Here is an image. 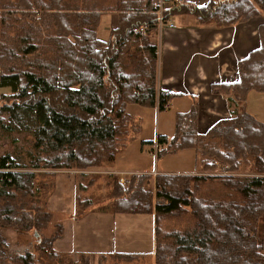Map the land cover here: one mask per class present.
I'll return each mask as SVG.
<instances>
[{"label": "trees", "instance_id": "trees-1", "mask_svg": "<svg viewBox=\"0 0 264 264\" xmlns=\"http://www.w3.org/2000/svg\"><path fill=\"white\" fill-rule=\"evenodd\" d=\"M244 1L209 0L204 6L182 1L163 14L189 13L199 23L226 26L242 12L264 13V0H249L237 12L236 6ZM113 2L111 11L118 13V22L106 43L96 36L103 11L86 0H17L14 11L1 15L0 88L12 93L0 97V132L32 136L34 168H111L115 155L139 132L140 124L126 106H157L161 111L173 97L157 82L153 37L158 0ZM17 13L31 23L13 27L9 20L19 19ZM11 27L15 35L9 42L4 33ZM142 27L145 31L139 32ZM261 55L263 61L264 37ZM198 120L193 102L188 111L175 115L172 137L156 138L164 153L192 148L197 173L157 174L152 188L144 186L146 174H132L126 187L117 178L113 181L108 213L154 214L155 243L152 256L114 252L106 255L112 256L108 260L264 264V123L243 107H233L228 118L205 133L199 132ZM22 168L9 154L0 156V196L32 190L35 175ZM208 183L219 186V192L199 195L200 186ZM182 215L191 220L168 231L159 226L166 218ZM162 235L170 239L167 246L161 244ZM30 259L28 254L20 264H32Z\"/></svg>", "mask_w": 264, "mask_h": 264}, {"label": "rangeland", "instance_id": "rangeland-1", "mask_svg": "<svg viewBox=\"0 0 264 264\" xmlns=\"http://www.w3.org/2000/svg\"><path fill=\"white\" fill-rule=\"evenodd\" d=\"M16 1L0 0V18L1 15L7 13L6 11L15 10L13 5ZM86 1L92 7L96 6L97 9H101L102 14L115 12L111 11L114 0ZM242 6L244 8L247 6L245 1L236 7ZM19 16V19L9 20L13 27L17 28L20 24L29 25L31 23L30 20L22 19L21 15ZM13 27L8 30V34L4 33L9 42H12L15 35ZM41 34L43 37L46 36L45 28L41 29ZM98 36H102V30L98 31ZM11 93L10 88H0V97ZM206 103L209 101L206 100ZM217 105V102H212V106ZM176 112V106L172 105L170 109L157 112V115L149 118V121L151 125L156 126L158 120L162 133L172 136ZM224 117L229 116L226 117L217 112L210 115L205 113L198 120L199 132L205 133L207 128ZM150 129L151 127L148 131ZM32 144V136L28 132H0V156L9 154L23 166L22 169L25 170L21 171L33 172L35 175V185L32 190L0 196V264H20L21 258L28 254L31 255L32 264H63L67 262L72 264H115L113 258L107 259L112 257L106 256L107 254L117 251L140 253L151 249L153 229L150 225V217L145 214L118 213L112 215L107 210L111 205L109 197L113 181L117 178L120 183L119 178H123L125 186L122 187H126L131 175H116L108 166L58 170L34 168L31 166L34 155ZM194 153L192 148H184L170 153H164L160 148L156 157L151 158L152 170L162 167L174 170L187 168L192 163ZM219 172L221 173V171ZM146 177V181L148 178L149 181H145L144 186L152 188L153 176ZM178 183L183 184V181L178 180ZM208 190H210L209 193L206 192ZM218 190L219 186L215 187L214 183H208L200 186L198 194L208 193L210 195ZM226 196L227 194L224 198ZM88 203L91 205L87 206ZM85 213L88 214L85 216ZM101 217L104 219L100 220ZM112 217H114L113 224L111 223ZM44 218L48 220L46 223ZM189 219L188 215L166 218L161 221L159 226L168 231L174 226L187 224ZM161 238H163L161 244L164 246L170 243L169 238L165 236ZM49 253H55L57 257L51 256ZM103 259L106 260L103 261ZM152 263L153 259H148L141 260L136 264Z\"/></svg>", "mask_w": 264, "mask_h": 264}, {"label": "crops", "instance_id": "crops-1", "mask_svg": "<svg viewBox=\"0 0 264 264\" xmlns=\"http://www.w3.org/2000/svg\"><path fill=\"white\" fill-rule=\"evenodd\" d=\"M183 1L191 2L196 6H204L209 2V0ZM249 4L250 1L247 0L246 5ZM243 8V6L236 7L235 10L242 12ZM165 16V20L173 22L174 27L160 29L156 26V35L153 37L157 45L158 88L173 93V97L164 109H170V106L175 105L177 114L188 111L193 102H196L201 118L205 113L210 115L215 112L227 117L233 107L238 111L243 107L254 118L264 123V60H261L264 13L242 12L237 15L234 24L226 26L199 23L193 14L189 13L168 15L167 18ZM117 22V13L101 14L96 30L98 39L106 43ZM100 30L102 36H98ZM206 100L209 103H206ZM212 102H217L218 105L212 106ZM126 111H132L128 113L137 119L140 124L139 132L132 140L133 143L130 141L115 155L111 167L113 173L120 176L146 174L153 176L154 180L157 174L198 172L195 153L192 163L182 170L165 167L152 170L151 158L154 159L159 149H162V145L156 142L157 136L165 135L170 138L173 135L162 133L158 120L156 126L151 125L149 118L155 117L157 112H160L157 106L143 107L138 104H128ZM149 127H151L150 131H148ZM88 213H85V216ZM145 215L151 218L149 220L153 229L152 246L151 249L140 253H149L152 256L155 243V219L154 214ZM99 219L102 220L104 217Z\"/></svg>", "mask_w": 264, "mask_h": 264}, {"label": "built area", "instance_id": "built-area-1", "mask_svg": "<svg viewBox=\"0 0 264 264\" xmlns=\"http://www.w3.org/2000/svg\"><path fill=\"white\" fill-rule=\"evenodd\" d=\"M183 0H168V1H158V3L155 4V12L157 15V22H156V26H158V28L160 29H166V28H173L174 27V23L173 22H167L164 19V10H166L167 8H169L172 3H181ZM146 29V27H142L140 28L138 31L139 32H144ZM221 173H224V171L222 170ZM121 184H124V180L123 178L119 179Z\"/></svg>", "mask_w": 264, "mask_h": 264}]
</instances>
